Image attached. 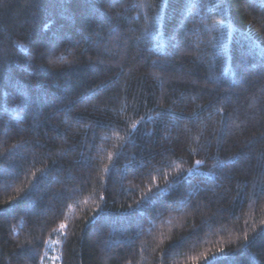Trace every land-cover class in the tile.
<instances>
[{"label":"trees","instance_id":"1","mask_svg":"<svg viewBox=\"0 0 264 264\" xmlns=\"http://www.w3.org/2000/svg\"><path fill=\"white\" fill-rule=\"evenodd\" d=\"M47 254L264 264V0H0V264Z\"/></svg>","mask_w":264,"mask_h":264},{"label":"rangeland","instance_id":"2","mask_svg":"<svg viewBox=\"0 0 264 264\" xmlns=\"http://www.w3.org/2000/svg\"><path fill=\"white\" fill-rule=\"evenodd\" d=\"M54 256V258H53ZM52 256V254H47V256H45V261H44V264H57V260H56V254H54Z\"/></svg>","mask_w":264,"mask_h":264},{"label":"snow or ice","instance_id":"3","mask_svg":"<svg viewBox=\"0 0 264 264\" xmlns=\"http://www.w3.org/2000/svg\"><path fill=\"white\" fill-rule=\"evenodd\" d=\"M219 251L222 253V252H223V249H220ZM211 259L213 260V264H214V261H215L216 258L213 257V258H211ZM206 264H207V260H206Z\"/></svg>","mask_w":264,"mask_h":264}]
</instances>
